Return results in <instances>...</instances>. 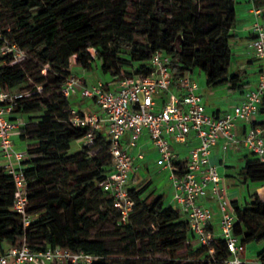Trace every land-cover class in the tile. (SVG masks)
<instances>
[{"label":"trees","instance_id":"1","mask_svg":"<svg viewBox=\"0 0 264 264\" xmlns=\"http://www.w3.org/2000/svg\"><path fill=\"white\" fill-rule=\"evenodd\" d=\"M255 1L264 4V0ZM128 2H121L114 10L111 40L104 46L90 16L89 0H0V7L15 20L12 38L3 34L6 40L8 37L11 44H21L22 49L48 66L44 76H32L30 95L16 100L10 116L12 120L24 119L40 112L25 121L18 135L27 153L21 170L28 183L29 212L36 213L37 218L23 228L12 211L11 177L0 168V252L5 244L17 246L24 239L36 252L59 245L95 256V264H138L129 257L143 256L141 252H132L141 239L148 238L147 248L168 257L163 264H224L228 258L221 239L209 247L202 246L187 218L172 205H165L163 195L150 191V181L129 189L134 208L128 220L121 222L111 199L100 188L110 163L102 133L95 134L92 145L70 153L72 144L88 132L87 128L70 124L69 110L74 103L61 95V86L71 74L69 61L73 56L80 69L90 71L97 65L103 75L132 77L148 74L152 54L164 50L171 57L169 73L174 84L185 72L199 69L205 72L208 87L226 84L230 90H241L248 85L245 72H229L234 55L232 32L237 24L235 0H153L147 27L141 33L150 39L148 46L135 43V15ZM170 10L182 17L169 20ZM10 58L0 57V86L11 90L25 84L27 74L20 64L9 65ZM3 62L6 65H1ZM112 63L117 70H113ZM259 116L264 117V100ZM95 149L101 151L89 158V152ZM102 154L105 159L100 158ZM243 160L237 173L239 184L248 187L249 183L264 182V163L253 154ZM132 181L138 183L137 175ZM232 206L238 218L233 234L246 246L264 242L261 197L249 194L242 203L232 200ZM64 215L66 224L62 223ZM99 222H112L119 240L130 245L121 252L122 260L110 258L111 247L105 238H91V231ZM147 227L153 229L142 235ZM211 248L212 255L208 252ZM182 250L187 255L176 258L175 253ZM255 258L258 264H264V248L256 252Z\"/></svg>","mask_w":264,"mask_h":264},{"label":"built area","instance_id":"2","mask_svg":"<svg viewBox=\"0 0 264 264\" xmlns=\"http://www.w3.org/2000/svg\"><path fill=\"white\" fill-rule=\"evenodd\" d=\"M260 10L255 15L249 31L245 50L259 63L257 83L244 93L243 100L216 115L205 104L199 92L193 72L187 71L174 84L169 73L171 57L164 50H156L150 61L148 74L112 77L109 82L88 84L86 70L78 77L70 76L61 86V95L70 99L91 100L99 114L80 115L70 108V124L75 128H87V134L78 140L90 146L94 134L102 123L107 127L109 166L106 169L101 191L109 197L126 222L133 212L130 199V181L136 176L147 155H155V165L168 174L171 185L172 206L187 218L192 233L202 246H211L216 239L225 243L228 258L224 264H246V245L233 234L238 222L223 185L221 170L224 165L212 161V149L219 146L223 152L245 149L264 163V117L259 119V106L264 100V25L259 22ZM0 55H10L9 65L20 64L23 52L15 53L0 31ZM92 51V50H91ZM73 59V60H72ZM1 65H6L3 62ZM70 69L76 68V57L69 61ZM13 90V89H11ZM0 86V168L11 177L13 183L12 211L20 218L23 228L37 218L29 212L28 183L21 170V162L27 157L26 149L15 140L22 118L10 119L16 100L22 95ZM41 91V87L37 88ZM254 122L261 125L254 126ZM189 139L197 143L187 152H177L173 143L186 144ZM148 145V152L143 147ZM209 199L215 209L201 203ZM216 220V222H215ZM213 254V249H209ZM97 258L82 251L62 246L32 251L23 239L19 245L3 248L0 264H95Z\"/></svg>","mask_w":264,"mask_h":264},{"label":"rangeland","instance_id":"3","mask_svg":"<svg viewBox=\"0 0 264 264\" xmlns=\"http://www.w3.org/2000/svg\"><path fill=\"white\" fill-rule=\"evenodd\" d=\"M123 1H129L130 10L133 15H135L134 21L136 22L133 25V32L135 34V43L142 46H148L150 39L146 35H142L141 33L147 27L148 21V13L152 7L153 0H89V4L91 5L90 16L94 22V25L98 31V36L101 40L102 45L106 46V44L111 40V21L113 20L114 10L120 5ZM247 3L252 4V10H260L258 14L259 22L264 25V4H260L259 1L255 0H235V16H241L246 13V8L248 7ZM171 16H169V20H176L182 15L175 11L170 10ZM251 15L255 16L252 12ZM255 18V17H254ZM15 26V20L11 16V13L6 9L0 7V31L2 34L10 35L12 38L13 27ZM7 40L9 41L8 37ZM10 42V41H9ZM17 48L15 49V53H22L23 57L17 60H24L20 63V65L25 69L27 74V82L21 86H18L11 90L15 93H20L22 95L30 94L33 87L32 76L40 74L44 76L48 69V66L44 65L41 58L32 54L29 51H25L21 48V44H16ZM109 49L112 48V45L107 46ZM235 51V48H232ZM90 52L95 55L94 51ZM0 57H3L0 55ZM73 60V59H72ZM255 57L251 55H245L243 59L239 62H236V58L232 57V63L229 68V72H245L244 68L247 69L246 66L252 65L255 62ZM244 64V65H243ZM113 70H117V67L114 63H112ZM73 75H77L80 77L83 75V71L78 68L70 69ZM245 75L249 74L245 72ZM193 76L198 84L199 92L202 93L207 106L210 108V112L213 111V104L218 105L217 107L223 108H231L236 104V101L239 97L238 90H230L229 87L224 85H219L216 87H208L205 83V72L203 70L196 69L193 71ZM86 80L88 84L97 83L98 80L105 81L102 72L99 70L98 66L95 65L94 68L90 71H86ZM24 97V96H23ZM47 95L45 98H48ZM70 102L74 103L71 108H75L79 114L86 113L88 115H93L92 112H97L94 108V105L91 107L86 106L85 102H80L77 98H70ZM222 109V108H221ZM40 112H35L33 114L24 116V121H27L29 117L35 118L38 116ZM102 129L104 128V123H102ZM101 133V131L99 132ZM96 134V133H95ZM94 134V137H95ZM105 136V135H104ZM20 144H23L19 141L18 138L15 139ZM24 145V144H23ZM82 143L75 142L72 144V148L70 153H75L84 149ZM25 148V146L21 147ZM101 149H95L89 152V158H94ZM143 151H146L143 149ZM249 156V152H247L243 148H239L238 150H228L224 154V163L227 166L226 168V177H223L224 186L226 187L228 197L235 196L236 199L240 203L244 201V199L248 198L249 194H258L261 197L262 201H264V182L259 183H249L248 187L239 184V179L237 177V173L239 169L244 165V156ZM100 158H104L102 154ZM155 155H147L145 160L142 162L141 168L136 173L138 177V182L135 186L140 187L143 186L147 182H151L150 191H155L157 194H161L164 197L165 205H172L171 202V185L168 179V174L161 172L160 169L155 165ZM222 161V158L220 159ZM74 170V169H73ZM94 220H96V217ZM62 223H67V216L64 215L62 219ZM151 229V227H147L142 230V235L147 234ZM117 229L113 226L112 222L105 223H97L93 230L91 231V238L96 236H100L105 238L106 243L111 247L110 250L112 252L111 259L112 260H122L123 257L121 252L124 250L125 246H129L127 242H121L119 240V236L117 235ZM148 238L141 239L136 244V250L132 253L141 252L143 256L137 258L135 256L129 257V260L132 262H136L138 264H163L168 260V257L164 254L157 253L155 250L147 248ZM7 247V244L4 245ZM119 246V247H118ZM248 248V249H247ZM264 248V242H260L258 244L251 243L246 246L247 251H251L250 253L246 252L249 257H254L255 253L260 249ZM130 250L132 248H129ZM187 255L185 250L179 251L175 253L176 258L183 259Z\"/></svg>","mask_w":264,"mask_h":264},{"label":"crops","instance_id":"4","mask_svg":"<svg viewBox=\"0 0 264 264\" xmlns=\"http://www.w3.org/2000/svg\"><path fill=\"white\" fill-rule=\"evenodd\" d=\"M247 5H248V7L246 8V10H245L246 13L244 15L235 16V19H236L237 24H236V28L232 32L233 35L235 36V38L231 40V47L232 48H235V51L233 49H232V51H233V54H234L233 55V58L234 57L236 58V62L241 61L245 55H251L250 53H248L245 50V44H246V42L250 38L249 28H250V25L254 21L255 18L253 17V15H251V12L253 11L252 10V4L251 3H247ZM75 67L78 68V69H80L77 66H75ZM246 67H247V69L244 68V71L249 74L247 76V80H246V82H248V85L245 86L243 89L238 90L239 97H238V99L236 101V104L240 103L243 100L245 91H247L248 89L254 88L255 85H256V83H257V74H258V71H259V63H258V61L256 60L255 62L252 63V65H250L249 67L248 66H246ZM103 77L106 80L105 81L98 80L97 83L98 82H109L110 81V76L109 75H103ZM97 83H94V84H97ZM73 98H75V99L77 98V100L80 101V102L81 101L82 102H85L86 106H88V107H91L92 105H94V108L96 109L97 112L96 113L95 112H92V114H99L98 107L91 100H87V101L80 100L78 96H73ZM203 99H204V97H203ZM204 102H205V100H204ZM205 104L207 105L206 102H205ZM217 106L218 105L213 104V107H212V108H214L213 109V113H215L216 115H221L226 110H229V109L232 108L231 107V108H226L225 109L223 107H217ZM260 118H262V117H259V119ZM102 127L103 126L101 125V128L98 131V133L101 131V133L103 135H105L106 140H107V127H106L105 124H104V128L103 129H102ZM196 143H197V140H195V139H189L188 142L186 144H183V145L182 144L173 143V147H174V149L177 152L185 153L191 147H193ZM17 144H18V146L20 148L22 146L23 147L25 146L23 144H20L18 141H17ZM143 149L146 150V152H148L149 146L146 145V146L143 147ZM224 154H225V152H223L219 146H216V147H214L212 149V161H213V163H216L218 165H221V164L224 165V169L221 170L222 177H226V168H227V166L225 165V163L223 161ZM221 158H222V161H220ZM136 184L137 183H134L132 180L130 181V187H132V185H136ZM223 184H224V180H223ZM229 198H230L231 201L234 200V199H236L235 196L229 197ZM236 200H238V199H236ZM201 203H204V204H206V205H208V206H210V207H212V208L215 209V206L213 205V203L209 199L202 200ZM215 222H216V220H215ZM246 252L250 253L251 251H246ZM245 258H246V264H258V261L256 260L255 256L254 257L253 256L252 257H249V255L246 254L245 255Z\"/></svg>","mask_w":264,"mask_h":264}]
</instances>
